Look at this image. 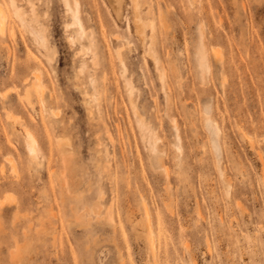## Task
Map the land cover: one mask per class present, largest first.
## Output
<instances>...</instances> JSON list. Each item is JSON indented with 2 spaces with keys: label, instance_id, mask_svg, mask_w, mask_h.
Returning <instances> with one entry per match:
<instances>
[{
  "label": "rangeland",
  "instance_id": "1",
  "mask_svg": "<svg viewBox=\"0 0 264 264\" xmlns=\"http://www.w3.org/2000/svg\"><path fill=\"white\" fill-rule=\"evenodd\" d=\"M69 1L0 0V264H264V0Z\"/></svg>",
  "mask_w": 264,
  "mask_h": 264
},
{
  "label": "bare ground",
  "instance_id": "2",
  "mask_svg": "<svg viewBox=\"0 0 264 264\" xmlns=\"http://www.w3.org/2000/svg\"><path fill=\"white\" fill-rule=\"evenodd\" d=\"M109 1L112 3V9H113L115 15L119 16V14L121 13V9L123 7V4H124V0H109ZM129 1H131V9H132V12H133V16H134V18L136 20L135 25H136V27L138 29V34L140 36V40L142 42H144L145 41L144 27H143V24L141 23V20H140V15H139V10H138L139 8H138L137 0H129ZM62 3L64 5L66 11L70 14V17L73 20V25H76L79 28L80 34L84 35L85 34V30H84L83 25H82V23L80 21V18H79L78 3L76 1H74L73 4L71 5L69 0H62ZM14 14H15V16H18V11L16 9L14 10ZM3 17H5V13H4L2 7H0V30H3V28H4ZM147 52L151 56L154 55L150 45L147 47ZM199 59H200V61H199L200 62V66L203 67V68H206V54H205L204 51H201ZM35 81L36 82L34 84L37 86L38 81H39V77L38 76H36V80ZM139 129H140V131L142 133L143 132H148L147 127L142 122L139 124ZM33 142L34 141H32V143L30 142L31 144H29L27 146V151H28L27 153H29V155H31L34 158L35 149L36 148L34 149V147H35L34 143L35 142L34 143ZM32 157H31V159H32Z\"/></svg>",
  "mask_w": 264,
  "mask_h": 264
}]
</instances>
